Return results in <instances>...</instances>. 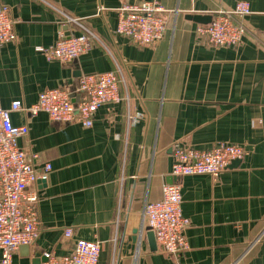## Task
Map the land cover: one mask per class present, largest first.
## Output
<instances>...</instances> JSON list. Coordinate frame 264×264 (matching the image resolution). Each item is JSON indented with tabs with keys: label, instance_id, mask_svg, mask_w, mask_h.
<instances>
[{
	"label": "crops",
	"instance_id": "crops-1",
	"mask_svg": "<svg viewBox=\"0 0 264 264\" xmlns=\"http://www.w3.org/2000/svg\"><path fill=\"white\" fill-rule=\"evenodd\" d=\"M157 1L166 8L164 37L137 44L116 33L119 9ZM239 0H0L15 20L16 39L0 46V101L31 105L41 92L62 88L78 100L80 77L115 70L128 101L109 102L85 126L47 112L11 113L27 124L19 139L46 178L39 196L35 244L13 252V264H42L45 252L64 255L82 238L99 240L97 264H264V0H247L246 32L235 46H217L189 16L233 10ZM94 32L79 58L49 59L61 37ZM141 112L134 125L128 114ZM241 145L244 156L218 177L172 174L174 147ZM35 155V156H33ZM179 183L187 248L170 253L151 241L147 202L164 183ZM71 228V237L65 231ZM2 250L0 248V264Z\"/></svg>",
	"mask_w": 264,
	"mask_h": 264
},
{
	"label": "built area",
	"instance_id": "built-area-1",
	"mask_svg": "<svg viewBox=\"0 0 264 264\" xmlns=\"http://www.w3.org/2000/svg\"><path fill=\"white\" fill-rule=\"evenodd\" d=\"M166 8L157 1L126 4L119 9L116 33L128 36L137 44H153L166 32ZM250 13L247 0H239L233 10H219L211 22L198 24L196 32L217 46H235L246 32L242 18ZM15 20L9 6L0 4V46L16 39ZM96 35L90 30L61 35L47 53L49 59L71 61L89 51ZM122 79L115 70L84 74L78 89L82 96L75 100L72 92L52 88L40 93L36 103L28 105L14 100L10 108L0 101V248L1 264H13V252L24 245L35 244L40 233L38 212L39 196L30 186L46 178L52 169L46 163L42 171L32 164V155L19 144V139L29 133L27 124L16 125L11 113L22 110L30 115L44 111L60 122H70L76 117L85 126L93 124L97 110L109 102L128 101L121 90ZM143 114H128L134 125ZM239 144L219 141L209 149H197L184 144L174 147L172 174L184 177L193 174H210L218 177L228 165L244 156ZM35 156V155H33ZM183 196L179 183H164L162 197L147 202L144 217L157 242L170 253L187 248L185 230L188 220L183 215ZM73 231H65L71 237ZM101 252L99 240L78 239L73 251L64 255L45 252L42 264H97Z\"/></svg>",
	"mask_w": 264,
	"mask_h": 264
},
{
	"label": "water",
	"instance_id": "water-1",
	"mask_svg": "<svg viewBox=\"0 0 264 264\" xmlns=\"http://www.w3.org/2000/svg\"><path fill=\"white\" fill-rule=\"evenodd\" d=\"M189 18H191V19H193V20H195V21H197V22H200L201 24H202V23H203V24L209 23V22H211L212 19H213V17L210 16V15H201V14H193V15L189 16ZM239 161H240V160H237V161H235V162H239ZM148 237H149V239H150L151 241H153V239L155 238L154 233H153L152 231H150V232L148 233ZM26 247H27V245H26Z\"/></svg>",
	"mask_w": 264,
	"mask_h": 264
}]
</instances>
